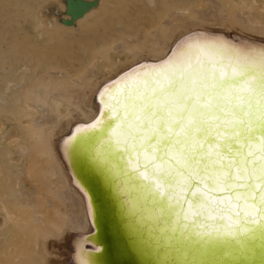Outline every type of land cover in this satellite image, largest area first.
Returning a JSON list of instances; mask_svg holds the SVG:
<instances>
[{
  "label": "snow or ice",
  "instance_id": "obj_1",
  "mask_svg": "<svg viewBox=\"0 0 264 264\" xmlns=\"http://www.w3.org/2000/svg\"><path fill=\"white\" fill-rule=\"evenodd\" d=\"M84 153L177 264H264V45L194 34L99 92ZM77 264H91L83 252Z\"/></svg>",
  "mask_w": 264,
  "mask_h": 264
},
{
  "label": "rangeland",
  "instance_id": "obj_2",
  "mask_svg": "<svg viewBox=\"0 0 264 264\" xmlns=\"http://www.w3.org/2000/svg\"><path fill=\"white\" fill-rule=\"evenodd\" d=\"M67 1L0 0V264H43L40 238L84 226L53 144L61 109L93 117L101 87L197 31L228 41L231 28L237 44L264 45V0H82L76 15Z\"/></svg>",
  "mask_w": 264,
  "mask_h": 264
},
{
  "label": "water",
  "instance_id": "obj_3",
  "mask_svg": "<svg viewBox=\"0 0 264 264\" xmlns=\"http://www.w3.org/2000/svg\"><path fill=\"white\" fill-rule=\"evenodd\" d=\"M199 33L203 32L197 31L191 33L190 36ZM228 41L234 43L232 40ZM237 45L243 46V43L239 40ZM142 64L146 63L141 62L125 73ZM70 135L71 133L66 138ZM69 154L76 164L77 170L82 173L79 174L74 168V170L72 169V178L74 181L84 184L91 208L89 220L92 230L82 237L83 242L78 243L74 254L76 260L82 250L84 258L88 259L91 264H177L178 255L166 252L159 242V236L156 234L157 226L154 222L150 220L152 222L150 225L153 227L148 224L143 228L138 227L137 232L131 230L128 224L129 217H125L120 198L114 186L106 179L105 174L95 165L90 164L86 154L83 155L81 162H78L76 153L69 152ZM147 227L152 230L149 238L145 229ZM139 232H142V238L139 237Z\"/></svg>",
  "mask_w": 264,
  "mask_h": 264
},
{
  "label": "bare ground",
  "instance_id": "obj_4",
  "mask_svg": "<svg viewBox=\"0 0 264 264\" xmlns=\"http://www.w3.org/2000/svg\"><path fill=\"white\" fill-rule=\"evenodd\" d=\"M67 4H68V7H69V10L71 11V13H74L75 15L79 14L81 11H84L86 8H88L90 6L87 2H84L82 0H68ZM200 30L202 31V29H200ZM204 30L206 31V33H208V31H209L206 29H204ZM214 32H218V31H214ZM221 33H222V35H224V37H229L234 43H236V39H232V37H233L232 35L236 34V37H238V35H241V34L234 32L231 28H228V30H226L225 32H221ZM242 39H244V37H242ZM163 58H166V56H164ZM163 58H161L159 60H155V61H146L144 63L149 64L151 62L160 61ZM141 62L142 61H140L139 63H141ZM135 64L137 65L138 63H135ZM133 66H135V65H133ZM107 69L109 71L111 70L110 68H107ZM116 76L118 77V75H116ZM116 76L112 77L111 79L108 78L109 80H107V81L108 82L111 81ZM117 79H119V78H117ZM116 80H114V81H116ZM111 83H109V84H111ZM106 85H108V84H106ZM103 88H104V86L101 87L100 90L95 95L96 103H92V107H96V109H97L96 114L93 117L88 118V119L85 117L81 118L78 115H75L72 113H67L66 109L65 110L61 109V111H60L62 116H63L62 123H61L63 133L60 137H58V138H56V140H54L53 144H54V146L57 150V153L59 154V157L62 160V162H63V164H64V166H65V168H66V170H67V172L71 178V183L73 184V188H74L75 192H77L79 195L83 196L82 201H84V203H85V209H84L85 210V213H84L85 222H84V226L80 230H74L70 227H65L62 229V232H61L60 236H58V237H48V238H43V239L40 238V241L37 243V245H39V250L41 252L40 254H41V258H42L41 260L43 261V264H77L76 257L74 256V254L76 252V247H77L79 242L80 243L83 242L82 237H84V235L86 233H89L92 230V225H91L90 220H89V214L91 212V208L89 207L88 194L84 189V184L81 183L80 181H74L72 178V169L74 170V168H75L77 170V167H76V164L74 163V161L72 160L71 155L69 154V152L71 153L72 151L66 152L64 141L68 138V137L66 138V136L69 133H71L72 131L74 132V129L76 130L77 125L87 124V123L91 124L99 116L100 105H99L98 95H99V92ZM18 140H20V139H13L10 142L16 143L18 147L25 150L26 148L23 145H21L18 142ZM9 144H11V143H9ZM76 155L78 157V158L76 157L78 162L79 161L81 162V159H83V155H85V154L84 153H76ZM87 158L90 161V158L88 156H87ZM75 162L77 163V161H75ZM90 164L94 165L91 161H90ZM77 171L79 174H82V173H80L79 170H77ZM118 196L120 198V204H121V207L124 211L125 217H127V218L129 217L128 224H129V228L131 230L137 232L138 227L143 228L144 226H146L148 224H149V226L153 227V225H150L152 223L150 220H147V219L139 220L136 217H134L131 214V212L127 211L126 206L123 204L124 198L122 196H120L119 194H118ZM5 221H6V219L4 217H1L0 218V225H2ZM145 229L148 232V238H149L150 232L152 233V230L148 227ZM154 233H156V232H154ZM139 234H140L139 237L142 238L143 237L142 232H139ZM144 241H145V238H144ZM0 253H1V250H0ZM1 254H3V253H1ZM1 254H0V256H2ZM178 258H179V261L182 260L181 257L178 256ZM256 259H259V257L258 256H256V258L251 257L249 259V261L247 262V264H260V261H257ZM1 261L2 260H0V263H1ZM2 264H4V263H2Z\"/></svg>",
  "mask_w": 264,
  "mask_h": 264
}]
</instances>
